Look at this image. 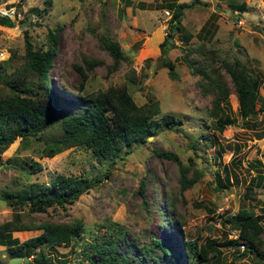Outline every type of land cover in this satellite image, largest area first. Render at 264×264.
Segmentation results:
<instances>
[{"label":"rangeland","instance_id":"374dc122","mask_svg":"<svg viewBox=\"0 0 264 264\" xmlns=\"http://www.w3.org/2000/svg\"><path fill=\"white\" fill-rule=\"evenodd\" d=\"M183 1L191 2L192 6L184 9L179 22L181 28L175 27L166 53L176 64L177 79L171 78L167 67L161 64L160 44L169 33L172 12L166 6L168 0H51L50 5L46 4L47 0L0 2V12L14 21L12 25L0 23V59L9 61V70L24 64L25 30L35 47L46 48L48 30L60 24L50 69L56 87H65L71 95V92L93 93L109 85L125 84L138 104L146 102L148 96L157 99L160 112L156 117L172 113L181 119L176 129L163 123L155 125L150 138L132 144L128 151L120 150L112 164L111 159L98 157L91 148L83 146H71L52 156L42 155L41 138L17 136L0 153V223L15 220L18 215L17 219L26 223L52 220L79 221L82 225L71 244L56 245L54 249L36 247L29 256L31 260L52 254L55 264H90L89 250L105 232L113 231L124 235L126 241L120 242L118 249L125 254L132 252L134 239L143 244L157 237L171 248L173 241L179 246V233L167 221L163 210L165 197L171 200V191L177 197L174 213L184 221L185 235L199 243L208 238L236 237L238 230L223 218L234 215L242 207L264 215V184L258 185L253 180L258 170L264 172V0H234L245 4L242 11L235 10L231 0ZM37 8L42 10L37 12ZM21 19L26 20L21 22ZM211 21L216 27L209 24ZM103 34L117 40L128 58L110 72L107 65L112 58L101 45ZM185 34H190L188 43L183 39ZM208 49L214 50L219 59H240L261 80L257 112L243 119L238 112L237 97L230 94L225 111L235 117V122L221 131L213 126L214 117L208 112L210 96L202 93L197 84L200 75L190 72L182 55L186 50ZM83 57L100 62L91 69L85 68L88 64L85 66ZM77 65L84 69L85 77ZM131 67L141 76V81L132 83L127 79L126 72ZM76 109V106L70 108ZM44 133L57 135L60 128L55 125ZM207 133L213 139L211 145L204 143L203 135ZM154 149L174 153L188 166V176L193 175L194 168L198 169L197 180L182 189L178 162L155 154ZM31 160L38 161L41 168L31 171ZM217 171L223 182L221 188L215 180ZM57 172L92 179L107 174L76 200L63 206H49L45 211H33L27 205H9L1 196L4 191H16L32 181L48 182ZM142 178L145 185L141 192ZM41 230H14L12 236L24 240ZM261 236L264 238V229ZM7 246L0 244V264H8L11 258ZM221 248V260L213 257L209 262L197 264L258 263L254 254H242L246 249L243 243ZM159 250L153 252L157 257ZM178 259L185 264L182 257ZM138 264L157 262L153 258H140Z\"/></svg>","mask_w":264,"mask_h":264},{"label":"trees","instance_id":"16d2710c","mask_svg":"<svg viewBox=\"0 0 264 264\" xmlns=\"http://www.w3.org/2000/svg\"><path fill=\"white\" fill-rule=\"evenodd\" d=\"M230 3L235 10L245 9L243 2L238 3L231 0ZM46 4L50 5L51 0H47ZM166 6L172 8V12L168 24L169 33H166L164 41L160 44L163 56L161 64L167 67L171 78L177 79L179 74L176 64L166 56L170 48L168 39L169 36H173L174 27L180 30L179 22L184 9L192 6V3L183 0H168ZM41 10V8L36 9L37 12ZM25 20L21 19V22ZM13 22L10 15L0 12L1 24L12 25ZM209 24L216 27L213 21ZM60 27V24H57L48 30L46 48L35 47L31 36L25 30V61L16 70H9V61L0 59V153L17 136L23 139L34 136L42 139V155L52 156L71 146H83L91 148L98 157L111 159L112 164L120 150L126 148L128 151L132 144L146 141L148 136L154 133L155 125L163 123L167 128L176 129L178 127L181 119L172 113L156 117L160 112L157 99L148 96L146 102L138 104L125 84L109 85L93 93L71 92V95L65 87L61 85L56 87L50 76V69L56 55ZM183 39L188 43L190 34H185ZM100 42L112 58L107 65L109 72L117 69L123 60L128 59L117 40L103 34L100 36ZM172 46L175 45L172 44ZM190 52L193 54L190 55ZM182 55L190 72L200 75L197 84L202 93L210 96L208 112L214 117L213 126L215 128L221 131L227 124L235 122V117L225 111L232 93L237 97L238 112L243 119L257 112L256 102L259 98L261 80L240 59H219L212 49L205 50V52L186 50ZM83 61L85 66L88 64L85 68L89 69L93 64L100 62L88 57H83ZM146 62H150V59H146ZM77 68L85 77L84 69L80 65H77ZM126 77L132 83L142 80L132 67L127 70ZM74 106L77 109L70 110ZM55 125L60 128L59 134L44 133L46 129ZM203 137L205 144L213 143L208 133ZM154 153L163 154L178 162L182 189L191 186L200 175V171L194 168L193 175L188 176V166L183 164L174 153L159 149H154ZM257 163H261V160L257 159ZM111 164L108 165L107 170ZM29 166L33 172L41 168V164L36 160H31ZM106 174L105 172L92 179L85 175L57 172L48 182L32 181L16 191H4L1 196L9 205H27L33 211H45L49 206H63L65 203L76 200L84 191L101 181ZM215 180L218 183L217 187L221 188L223 182L219 171L215 174ZM253 180L258 185L264 184V172L258 170ZM144 185L145 180L142 178L139 185L141 192ZM248 189H251V186H248ZM164 201V214L168 218L167 221L172 224V228L179 233V246L177 241H173V248H171L157 237H152L148 243L143 244L134 239L135 245L131 248L132 252L125 254L118 249L119 243L126 241L124 235L114 234L116 231L105 232L104 236L96 241L88 252L90 264H138L140 258L148 260L153 258L157 264H165V262L182 264L178 256L182 257L185 264L209 262L213 257L219 261L223 252L221 247H238L241 243L246 247L242 254L252 253L258 260L257 264H264V238L261 236L264 229L262 219L264 215L255 214L252 210L242 207L234 215L223 218L238 230L236 237L223 240L208 238L199 243L196 238H188L185 235L182 228L184 221L175 216L176 195L173 197L171 191V200L168 201L165 197ZM17 216L15 220L0 223V244H8L7 248L11 257L30 256L33 254L31 251L40 246L54 249L56 245L71 244L82 226L79 221L68 223L44 220L37 224L26 223L19 221ZM32 228H42V230L24 240L12 236L14 230ZM130 243L127 244L131 246ZM156 248L160 249L158 257L153 254ZM53 259L52 254H48L45 257H34L32 261L35 264H55ZM218 264L224 263L218 262Z\"/></svg>","mask_w":264,"mask_h":264},{"label":"water","instance_id":"95a60500","mask_svg":"<svg viewBox=\"0 0 264 264\" xmlns=\"http://www.w3.org/2000/svg\"><path fill=\"white\" fill-rule=\"evenodd\" d=\"M175 28V27H174ZM172 38L169 37L168 39V45H170V40ZM150 138V136H148ZM8 264H35L27 255L23 256H12L9 260Z\"/></svg>","mask_w":264,"mask_h":264}]
</instances>
